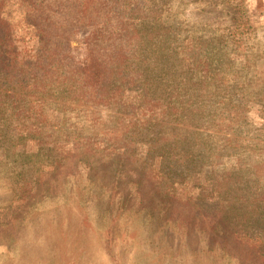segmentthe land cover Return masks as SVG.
Masks as SVG:
<instances>
[{
  "label": "rangeland",
  "instance_id": "rangeland-1",
  "mask_svg": "<svg viewBox=\"0 0 264 264\" xmlns=\"http://www.w3.org/2000/svg\"><path fill=\"white\" fill-rule=\"evenodd\" d=\"M0 1L21 61L12 68L13 78L20 79L14 88L0 75V263L23 259L25 235L19 228L25 224L29 232L28 220L42 224L59 210L78 221L85 209L99 236L92 239L97 263L89 264H208L217 258L225 264H264V55L259 57L264 0L260 5L258 0H121L119 8L103 0L109 3L98 12L109 14L100 17L110 20L116 39L108 48L102 42L97 54L124 49L115 45L119 38L138 33L134 41H123L126 64L117 74L128 80L121 82L124 98L107 101L102 94L85 99L70 90L79 84L73 49L65 52V77L59 53L41 56V29L27 16L39 0ZM73 14L61 10L49 30L60 29L61 20ZM121 15L136 33L115 26ZM68 19L81 32L92 24ZM65 25L70 30L74 24ZM225 38L230 51L258 55L255 64L245 63L256 66L252 77L240 74L232 90H217L223 96L218 100H212L210 83L192 85V94L190 85L176 86L166 65L174 43L182 56L195 58L215 55L204 45L227 43ZM86 42V37L73 39L78 58L91 54ZM136 60L137 70L132 69ZM214 70L197 80H208ZM145 77L153 80L154 96L160 95L155 105L142 102ZM30 99L36 103L20 104ZM188 135L194 170L186 154L146 156L145 148L156 140L164 146ZM248 180L252 194L242 191ZM247 206L254 207L253 225L245 227L240 215Z\"/></svg>",
  "mask_w": 264,
  "mask_h": 264
},
{
  "label": "trees",
  "instance_id": "trees-1",
  "mask_svg": "<svg viewBox=\"0 0 264 264\" xmlns=\"http://www.w3.org/2000/svg\"><path fill=\"white\" fill-rule=\"evenodd\" d=\"M259 5L262 3V0H258ZM95 0H39L35 7H32L28 10V20L30 23H35L41 29L40 38L42 39L41 56L49 55L52 51H56L59 53V59L63 60V75L61 77H65L68 74V63H67V55L65 54L66 50L73 49L71 60L72 62H76V70L79 75L77 85L70 87V90L81 94V97L88 99L90 95H98L102 94V98L107 101L108 98L119 99L124 98V95L121 90H123L121 82L128 81L126 78H121V74L123 73V66L126 64V60L122 55H125L127 44L125 42H131L130 40H135L137 34L131 35L128 38L120 39L116 42L115 45L123 47L124 49L115 46V51L108 50L104 53L97 54L100 50L97 49L103 43L108 48V43H114L116 39V34L111 31L110 20L106 17H100V12L98 9L102 7H106L107 5L113 6L116 8L122 6L121 0H111V2H105L103 0H98V4L94 5ZM106 3H109L106 5ZM76 7L78 9H76ZM61 10L71 11L74 14L69 15L70 17L63 18L61 21L65 19L63 23L68 25H73L70 30L67 29L66 25H61L58 30H49V26L52 25V20L54 17L59 16ZM3 6L0 1V75L3 80L7 79V84L10 85L11 88H14V84L16 81L20 79L13 78L15 76V70L12 68L15 66L16 62L20 61L19 48L13 37L12 30L9 24L3 20L2 17ZM104 14V13H102ZM109 14L105 13L104 16ZM125 19H124V18ZM68 18L76 19V22L82 21H92V24L85 29V32H81L76 30V26L74 22H70ZM126 16L121 15L119 17L118 23L115 26H118L121 31L128 32L130 34L136 33V30L131 25V21L126 19ZM74 33V34H73ZM80 35V36H79ZM83 37L87 38L86 44H90L93 48L91 54L83 55L82 58H78L76 54V48L71 46L73 39ZM229 38H225L227 43L219 40L217 45H208L205 44V48H212L215 51V55L213 53H196L195 58H187L182 56L181 47L178 43H174L172 48L174 51L168 52V60L166 70L162 71L166 74L167 69L168 73H170L176 79V86L182 83L185 85H190V93H194L192 89V85H195L198 82L210 83L215 86L214 92H212L211 97L214 99H221L222 94L218 93L232 90L235 87V78H237L240 74L244 76H249L250 73L254 72L256 66L247 68L245 66L246 62H250L258 57L257 54L254 55L246 50H233L230 51V44L228 42ZM125 41V42H123ZM103 42V43H102ZM107 43V44H106ZM68 46V47H67ZM67 47V48H66ZM120 48V49H119ZM152 55L149 59H153V50L150 52ZM113 54V55H112ZM158 53L155 52L154 57H156ZM262 53L259 57L263 56ZM129 59H132L131 57ZM224 61H227L226 63ZM253 62V61H252ZM254 63V62H253ZM255 64V63H254ZM132 65V64H131ZM130 65V66H131ZM141 67V62L136 60L132 69H139ZM215 67V73L209 75L206 78L208 80L200 79L197 80L198 76L204 74L208 71H211ZM130 71V68H128ZM158 71V69H157ZM156 71V72H157ZM117 72H120L117 74ZM13 74V75H12ZM115 75V76H114ZM8 76V77H7ZM114 76V77H112ZM13 78V79H12ZM25 78V77H24ZM148 82L144 84V91H142V102L149 105H155L153 99L160 100V95L152 93L154 91L153 80L148 77H145ZM29 80V79H28ZM156 80H160L157 78ZM191 81V82H190ZM14 83V84H13ZM124 85V83H123ZM251 85V83H249ZM113 87L114 93H109V89ZM69 89V88H67ZM31 93V91L29 92ZM154 97V98H153ZM121 101V100H120ZM35 104V100H24L20 104ZM169 104V101L166 102ZM166 104H159L163 107ZM226 106L227 103L224 102ZM123 106L125 104H118ZM33 107L29 106L31 110ZM16 110H20V105H15ZM67 108H64V111ZM167 113L171 112V108L167 105ZM1 110V107H0ZM4 109L3 111H5ZM21 112H25L21 109ZM18 129V127H14ZM161 142L156 140L150 145V149L145 148L146 156H154L159 154H167V158L174 159L176 156L186 154L189 157L188 167L190 170H194V165H192L193 156L192 153V141L191 137H179L170 141L169 144L159 145ZM161 148L160 150H156V148ZM145 157V156H144ZM211 165V164H210ZM209 165V166H210ZM253 172V170H252ZM261 173H259L260 175ZM248 187H243L242 191L249 192L252 194L251 188L249 186V180L246 181ZM262 185L264 184V179L261 178ZM75 199V198H73ZM38 206V205H37ZM245 210V214L240 215V223L245 227L253 225L252 216L254 207L250 209L247 206ZM51 219L50 216L46 217L45 222L42 224H38L41 219H34L32 221H27L30 223V231L27 232L28 228L25 226H21L19 228L20 233L22 232L25 236L22 237L21 240V248L23 250L22 256L20 258H11L8 263L2 262L0 264H89L87 260H91L97 263L96 257L97 252L94 251V247L96 244H93L92 239L98 240L99 236L94 230L93 221L90 214L85 213V209H81L79 212L80 218L78 221L75 220V216L71 215L68 212H63L59 210H55L52 212ZM66 214H68L66 216ZM55 218L53 220L52 218ZM52 222V223H51ZM53 226V227H52ZM240 238L254 239L252 236L244 237L239 235ZM28 239L30 246L25 247V242ZM206 252V251H205ZM215 254H213L214 256ZM216 259V258H215ZM218 262H222L221 259L217 258L215 262L211 260L208 261V264H218ZM225 264L224 262H222Z\"/></svg>",
  "mask_w": 264,
  "mask_h": 264
}]
</instances>
